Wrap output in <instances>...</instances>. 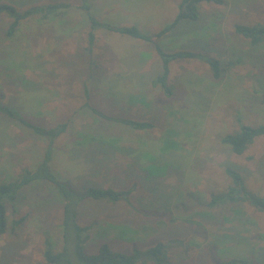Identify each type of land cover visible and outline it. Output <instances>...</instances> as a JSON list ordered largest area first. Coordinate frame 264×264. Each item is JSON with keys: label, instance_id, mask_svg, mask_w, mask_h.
Listing matches in <instances>:
<instances>
[{"label": "rangeland", "instance_id": "rangeland-1", "mask_svg": "<svg viewBox=\"0 0 264 264\" xmlns=\"http://www.w3.org/2000/svg\"><path fill=\"white\" fill-rule=\"evenodd\" d=\"M180 1L0 0V5L19 11L69 5L59 16L23 21L10 39L4 36L9 19L0 15V102L42 128L67 123L53 144L52 173L76 187L90 183L116 191L133 189L131 206L104 201L81 205L80 225L92 226L88 253L106 243L127 255L140 253L137 264H154L143 253L161 243L167 247L168 264L228 259L264 264V212L247 202L221 199L213 208L207 206L231 185L227 169L239 173L250 195L264 198V137L240 156L221 142L241 124H264V44L252 47L234 32L235 25L263 22L264 0L200 3L197 21H181L158 39L166 53L216 58L222 69L221 80L215 81L202 60L170 62V96L152 85L162 74L153 44L96 28L88 51L90 24L80 9L83 4L101 24L135 27L152 36L173 22ZM85 87L94 109L152 128L134 131L99 119L83 106ZM88 133L122 137L123 144L93 159L91 149L70 145ZM46 148L44 137L0 115V182L36 168ZM49 187L40 182L25 188L15 208L7 209L0 264H44L46 242L60 233L62 217V206ZM71 243L68 253L76 263Z\"/></svg>", "mask_w": 264, "mask_h": 264}, {"label": "trees", "instance_id": "trees-1", "mask_svg": "<svg viewBox=\"0 0 264 264\" xmlns=\"http://www.w3.org/2000/svg\"><path fill=\"white\" fill-rule=\"evenodd\" d=\"M213 3L215 5H222L224 0H181L179 4V10L177 16L173 22L163 28L159 33L152 36L145 35L135 27L116 28L106 26L99 23L89 12V7L82 5L80 9L84 10L87 20L90 24V31L88 32L87 43L88 51L93 43L94 33L96 28H106L110 31L117 32L122 35L129 36L131 38L153 44L158 57L162 63V74L157 76L152 81V85L159 86L166 96L171 95L170 88L166 85L167 78L170 73V62L177 59H199L207 63L215 81L221 80L222 69L220 62L216 58L203 56L190 52H176L166 53L158 45V39L166 35L170 30H173L181 21L190 20L197 21L199 18L198 5L200 3ZM69 8L68 4L53 3L41 6H35L25 11H19L15 7L9 5H0V15L4 14L9 19L8 27L4 32V36L8 39L13 38L16 35L21 23L31 17H39V19H46L47 17L59 16L64 10ZM234 32L247 40L252 47H259L264 44V20L262 23L254 26L235 25ZM90 47V48H89ZM1 62V60H0ZM85 103L84 108H88L92 114L107 122H115L129 127L134 131H143L145 129H151L152 125L146 122H138L128 120L124 118H113L103 114L102 112L94 109L89 103V90L84 88ZM12 103V101H8ZM7 102H0V115L18 121L23 127L27 128L34 135L44 137L47 140V148L44 151L41 163L38 162L36 168L33 170H27L18 175L17 177L10 176L11 179L6 182H0V236L4 235L8 229V217L7 209L15 208L18 202V196L21 191L27 187H31L40 182L51 184L48 188L55 197L58 199V203L62 206V217L60 233L54 236L51 235L46 242V249L44 251V264H137L140 260V253L135 252L130 255L114 251L108 244H100L95 253H88L85 249V244L89 238V232L92 230L91 224L81 226L79 222V208L84 202L104 201L110 204H116L124 202L131 206L130 195L133 189L127 191H116L110 188H101L100 186L83 185L76 187L67 179L61 178V176L52 173L49 168V163L52 160V153L54 151V142L65 132L67 123H61L52 128H42L34 125L28 120H25L20 116L19 112L7 105ZM94 134H86L81 139H76L71 143V147L80 149V151L90 150V155L93 159H96L99 154L107 155L108 148H118L123 144L122 137L117 138H97ZM260 137H264V124H258L255 126H247L241 124L238 130L231 134H226L222 137L221 142L230 149V151L237 156L245 153L249 146ZM91 147H95V150ZM87 148V149H86ZM86 149V150H81ZM100 162L97 161V164ZM226 175L231 179V185L228 187L226 193H222L220 197L210 199L208 207L213 208L217 201L224 202H241L249 203L256 209L264 212V198H261L255 194H249L243 185L241 176L237 171L227 169ZM6 175V179H7ZM148 179V175L144 176ZM19 221L18 223H20ZM63 243V245L61 244ZM72 242L73 253L76 259V263L71 258L68 250H72V246H68V243ZM61 248L57 249V247ZM167 247L163 244H158L153 248L144 252L143 256L149 259L154 264H168ZM243 259H228L215 264H253Z\"/></svg>", "mask_w": 264, "mask_h": 264}]
</instances>
